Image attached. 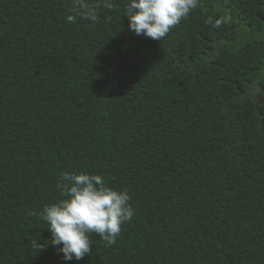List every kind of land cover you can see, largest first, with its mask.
Listing matches in <instances>:
<instances>
[{"label":"trees","instance_id":"obj_1","mask_svg":"<svg viewBox=\"0 0 264 264\" xmlns=\"http://www.w3.org/2000/svg\"><path fill=\"white\" fill-rule=\"evenodd\" d=\"M110 3L69 23L72 0H0V264H264V0H199L160 41ZM66 171L134 209L79 261L31 247Z\"/></svg>","mask_w":264,"mask_h":264},{"label":"clouds","instance_id":"obj_2","mask_svg":"<svg viewBox=\"0 0 264 264\" xmlns=\"http://www.w3.org/2000/svg\"><path fill=\"white\" fill-rule=\"evenodd\" d=\"M199 0H127L125 15L128 28L135 35L160 41L171 28L186 18ZM111 7L110 0L103 4H90L88 0H72L66 21L73 23L77 17L98 21L99 7ZM209 23H213L209 18ZM221 19L215 20L219 27ZM256 98V97H255ZM259 103V98H258ZM255 107L257 105L254 102ZM56 188L65 198L46 205L42 212L33 213L47 225L50 239L33 240L31 247L42 251L47 245L57 248L63 260H81L92 250L90 234L95 233L106 247L116 243L122 225L134 215L127 189L115 190L104 178L87 172H63Z\"/></svg>","mask_w":264,"mask_h":264},{"label":"flooded vegetation","instance_id":"obj_3","mask_svg":"<svg viewBox=\"0 0 264 264\" xmlns=\"http://www.w3.org/2000/svg\"><path fill=\"white\" fill-rule=\"evenodd\" d=\"M228 24L230 25V27H232L234 24H239V23H233V17L231 16V17H229V20H228ZM249 27V26H248ZM258 33H259V37H257V39L258 40H260V39H263L264 38V30H262V31H258ZM239 40H243L242 39V34L241 33H238L237 34V41H239ZM230 43H235V42H229V44ZM229 47V46H228ZM263 50H264V45H263ZM206 60L207 61H210L211 60V58L210 57H206ZM262 61H264V59H262ZM258 75H260L261 76V78L263 79L264 78V66H263V69L258 73ZM255 76V75H254ZM225 80L226 81H229V82H232V83H236V81H232V80H229L228 78H225ZM258 80H255V77H254V81L253 82H257ZM246 83L244 84V85H249L250 86V82L249 81H245ZM259 88H263V86H260ZM249 94V91H246V92H240L238 95H239V100L241 101V102H243V101H245V96L246 95H248ZM255 97H258V98H260L257 94H251V100H252V102L254 103V98Z\"/></svg>","mask_w":264,"mask_h":264},{"label":"water","instance_id":"obj_4","mask_svg":"<svg viewBox=\"0 0 264 264\" xmlns=\"http://www.w3.org/2000/svg\"><path fill=\"white\" fill-rule=\"evenodd\" d=\"M254 102L256 105L258 104V97L254 98Z\"/></svg>","mask_w":264,"mask_h":264}]
</instances>
